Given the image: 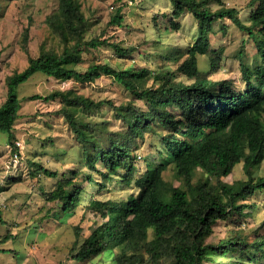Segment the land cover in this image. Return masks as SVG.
Segmentation results:
<instances>
[{
    "label": "trees",
    "instance_id": "1",
    "mask_svg": "<svg viewBox=\"0 0 264 264\" xmlns=\"http://www.w3.org/2000/svg\"><path fill=\"white\" fill-rule=\"evenodd\" d=\"M170 1L172 10L163 12L167 28H181L183 13L191 12L199 31L187 48L175 47L164 54L166 59H184L175 71L159 74L146 66L116 68L89 58V53L95 55L104 45L122 56L132 54L136 47L122 46L112 39L113 34L106 35V30L86 38L89 20L81 0H58L57 8L46 16V21L59 37L61 49L42 45L40 54L31 56L23 70L7 76V98L0 104V128L13 138L22 106L18 86L37 71L60 80L78 81L111 75L134 95L133 100L116 104L111 98L96 100L71 88L56 89L44 96L47 100L61 98L59 112L83 146V158L89 167L85 172L87 181H95L93 174L97 172L110 183L119 179L138 188L137 193L123 199L90 201V211L98 220L91 228L94 222L89 219L91 232L74 257L92 259L121 247L122 252L116 257L119 264H207L214 260L213 255L231 256L240 251L249 256L244 264H264V233L250 240L240 228L215 243L207 241L217 224L229 218L240 219L239 215L243 216L245 208L252 205L247 202L250 196L264 190V176L255 175L264 161V0H250L246 20L240 17L237 6H226L223 0ZM214 2L219 4L217 8L212 7ZM123 8V4L116 7L109 24H123ZM154 18L158 23L157 16ZM223 18L231 19L246 31L257 48L251 62L242 58L245 49L238 55L244 88L235 86L231 78L211 77L217 69L215 61L221 57L211 48V36L215 22ZM29 39L27 27L23 32L25 48ZM209 52L213 53L211 69L203 70L199 55ZM85 62L88 65L81 68ZM177 73L191 81L177 80ZM149 76L155 77L153 85L145 84ZM41 97L36 94L32 99ZM104 105L115 110L123 121L121 128L110 129L107 120L98 122L90 118V110ZM147 134L157 139L153 145L163 161L155 167L145 161L141 169L136 151L139 139ZM238 163H243L248 178L230 182L227 177ZM39 165L49 175L57 174ZM168 168L183 185L165 179ZM77 173L78 170L71 169L70 175L60 179L48 193L49 199L62 201L59 210L63 213L73 210L80 199L81 187L69 186ZM97 184L107 187L106 182ZM83 228L76 224L78 238Z\"/></svg>",
    "mask_w": 264,
    "mask_h": 264
},
{
    "label": "rangeland",
    "instance_id": "2",
    "mask_svg": "<svg viewBox=\"0 0 264 264\" xmlns=\"http://www.w3.org/2000/svg\"><path fill=\"white\" fill-rule=\"evenodd\" d=\"M226 6H237L240 17L246 20L250 13V0H223ZM82 7L88 17L86 38H91L106 30V35L113 34L124 47L133 46L136 50L124 56L109 45H104L89 53V58L109 63L116 68H133L146 66L154 73L175 71L178 61L166 59L164 54L175 47L187 48L191 45L199 31L196 17L191 12L183 13L180 18L181 28L168 29L163 12L172 10L170 0H81ZM123 4L124 20L122 25H111L109 20L116 7ZM58 0H0V104L7 98L6 78L14 71L23 70L31 56H38L42 45L55 46L61 49L59 37L52 31L46 16L57 8ZM219 4L214 2L213 8ZM157 16V21H155ZM30 29L27 48L23 42V32ZM225 28V29H224ZM215 33L211 36V48L221 54L215 61L217 69L212 71L213 79L231 78L236 86L245 87L238 56L245 49L244 60L252 61L257 51L255 42L246 31L241 30L229 18L219 19L214 24ZM163 54V55H161ZM212 52L199 55L200 66L209 70ZM94 55V56H93ZM217 57V55H213ZM83 63L81 68H86ZM176 79L191 81L185 75L177 73ZM155 77L149 76L146 85H153ZM74 89L92 98H111L116 104L127 103L134 95L114 77L102 74L93 81L75 79L60 80L48 76L41 71L35 72L29 79L18 86L21 99L20 116L13 128V138L9 132L0 128V264H119L116 257L121 254V247L101 253L92 259L77 260L74 254L81 247L84 238L95 227L98 220L90 211L89 203L93 198H126L130 193H137L134 185L127 186L123 182L110 183L101 174L94 173L95 181H87L85 172L89 167L83 158V146L76 137L72 126L59 112L61 98L45 99L44 96L56 89ZM43 97L32 99L33 95ZM139 104L143 101L137 100ZM92 120L107 123L110 129L123 126V121L109 105L90 110ZM22 142V148L16 143ZM151 134L139 139L136 151L143 167L146 161L152 167L163 161ZM21 151L17 163L13 154ZM57 172L49 175L40 165ZM75 168L79 173L74 183L69 186L81 187L80 199L73 210L63 213L59 210L62 201H53L48 193L58 181L66 178ZM255 175L264 176V161ZM168 182L183 185L172 169L164 172ZM243 163H238L235 170L227 177L230 182L236 179H247ZM97 182H106L107 187ZM252 205L245 208V214L239 215L237 221L232 218L221 221L208 238L215 243L232 230L243 228L244 233L253 240L264 233V190L256 191L247 201ZM83 215L87 217L84 220ZM91 221L93 220V224ZM83 225L82 235H75V226ZM90 224L92 227L90 228ZM77 243V244H75ZM76 246V248H74ZM130 253V251H129ZM249 256L240 251L231 256L213 255L214 260L207 264H244ZM145 258L148 254L145 253ZM260 262V259H257Z\"/></svg>",
    "mask_w": 264,
    "mask_h": 264
},
{
    "label": "built area",
    "instance_id": "3",
    "mask_svg": "<svg viewBox=\"0 0 264 264\" xmlns=\"http://www.w3.org/2000/svg\"><path fill=\"white\" fill-rule=\"evenodd\" d=\"M16 143L20 146V148H22V142L21 141H16ZM21 151L20 152H15L14 154H13V161L15 162V163H17L18 161H19V159L21 158Z\"/></svg>",
    "mask_w": 264,
    "mask_h": 264
},
{
    "label": "bare ground",
    "instance_id": "4",
    "mask_svg": "<svg viewBox=\"0 0 264 264\" xmlns=\"http://www.w3.org/2000/svg\"><path fill=\"white\" fill-rule=\"evenodd\" d=\"M236 86V85H235ZM239 88V87H238ZM234 91V90H233ZM237 92V91H236Z\"/></svg>",
    "mask_w": 264,
    "mask_h": 264
}]
</instances>
